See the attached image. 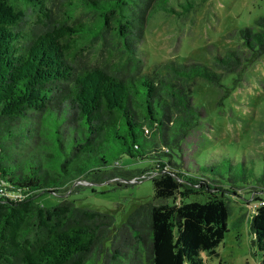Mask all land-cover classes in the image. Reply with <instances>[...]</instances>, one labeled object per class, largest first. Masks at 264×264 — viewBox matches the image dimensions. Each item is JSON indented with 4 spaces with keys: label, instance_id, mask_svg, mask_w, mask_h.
I'll use <instances>...</instances> for the list:
<instances>
[{
    "label": "trees",
    "instance_id": "16d2710c",
    "mask_svg": "<svg viewBox=\"0 0 264 264\" xmlns=\"http://www.w3.org/2000/svg\"><path fill=\"white\" fill-rule=\"evenodd\" d=\"M170 9L166 0H0V264H204L227 230L223 192L237 194V180L252 192L264 264V169L256 175L230 157L238 174L225 178L212 167L221 161L195 159L189 170L181 160L201 119L195 79L217 82L254 61L264 29L239 30L247 61L227 48L213 67L168 60L143 69L145 24ZM90 49L105 61L84 62ZM123 156L154 160L135 170L150 175L154 195L119 225L67 197L38 200L81 179L126 186L135 172L118 167ZM201 190L205 200H185Z\"/></svg>",
    "mask_w": 264,
    "mask_h": 264
},
{
    "label": "rangeland",
    "instance_id": "374dc122",
    "mask_svg": "<svg viewBox=\"0 0 264 264\" xmlns=\"http://www.w3.org/2000/svg\"><path fill=\"white\" fill-rule=\"evenodd\" d=\"M166 2L171 9L159 10L148 18L137 46L143 69L168 60L180 63L200 61L213 67L214 55L222 54L227 48L235 49L241 61L242 58L247 61L249 50L242 43L239 30L245 26L264 29L263 24L255 22L257 18L264 17V0ZM52 12H57L55 4ZM105 51L85 50L82 60L103 62ZM220 73L217 82L201 77L195 79L192 99L201 110V119L181 143V160L189 170L195 167V159H204L201 162L208 164L211 159L221 161L212 167L222 172L221 176L225 178L230 174L237 176L236 162L244 163L260 175L264 169V52L254 61L243 63L238 71ZM230 157L235 163L228 166ZM176 159L179 161L180 158ZM148 164L152 166L155 162L149 158L123 156L118 167L135 172L126 186L113 188L109 181L81 179L74 181L67 191L56 192V195L45 193L38 200L52 204L61 197H67L77 205L110 212L114 226H117L139 204L152 201L154 188L150 175L135 171ZM237 182L240 185L237 194L223 192L228 197L230 208L227 230L216 246V254L202 253L204 264L260 263V251L250 227L255 202L249 185ZM209 194L210 191L201 190L191 193L185 200H205Z\"/></svg>",
    "mask_w": 264,
    "mask_h": 264
},
{
    "label": "built area",
    "instance_id": "2783aa9c",
    "mask_svg": "<svg viewBox=\"0 0 264 264\" xmlns=\"http://www.w3.org/2000/svg\"><path fill=\"white\" fill-rule=\"evenodd\" d=\"M254 206H255V204H254Z\"/></svg>",
    "mask_w": 264,
    "mask_h": 264
}]
</instances>
